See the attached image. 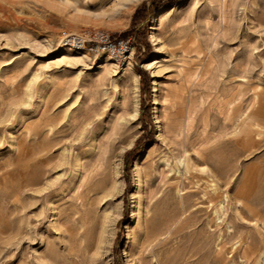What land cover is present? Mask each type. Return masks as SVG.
<instances>
[{
    "label": "rangeland",
    "instance_id": "374dc122",
    "mask_svg": "<svg viewBox=\"0 0 264 264\" xmlns=\"http://www.w3.org/2000/svg\"><path fill=\"white\" fill-rule=\"evenodd\" d=\"M0 264H264V0H0Z\"/></svg>",
    "mask_w": 264,
    "mask_h": 264
},
{
    "label": "built area",
    "instance_id": "2783aa9c",
    "mask_svg": "<svg viewBox=\"0 0 264 264\" xmlns=\"http://www.w3.org/2000/svg\"><path fill=\"white\" fill-rule=\"evenodd\" d=\"M60 43L71 50H93L104 53L117 62H123L132 53L134 44L130 36L113 37L108 31L100 28H87L79 33L64 32Z\"/></svg>",
    "mask_w": 264,
    "mask_h": 264
},
{
    "label": "bare ground",
    "instance_id": "6f19581e",
    "mask_svg": "<svg viewBox=\"0 0 264 264\" xmlns=\"http://www.w3.org/2000/svg\"><path fill=\"white\" fill-rule=\"evenodd\" d=\"M155 62L156 61L152 62L151 64H153ZM182 94H184V93H182ZM179 96H180L179 101L182 102L181 98H183L182 97L183 95L182 96L179 95ZM183 102H185V101L183 100ZM176 103H178V102H176ZM227 113H229V111ZM230 116H231V114H230ZM164 117L166 119V122L164 125L165 131L169 134L172 143L177 144L180 147V150L183 152V155H184L183 157H178V158H175L173 156V154L171 155L175 159H174L173 164L169 167L167 174H171V177L175 178V182L169 183L168 186L170 189H174V191H176L177 194H180L182 197V193H180V190H181L180 189V182H181V174H182L181 168L184 167L186 169L189 166V155H188L189 152L186 153L187 152L186 147H187V145H190V146L192 145V142H189L190 138H188V134H189V131L193 127L194 118H193V116L188 115L187 119H183L181 116V112L179 110L176 113H172L170 111H165ZM191 131H193V130H191ZM193 138H192V140L194 141ZM193 145H195V144H193ZM193 151H194L195 155H197L200 159L205 160L206 154H204L200 150L193 149ZM165 163H166V165H170L169 162H165Z\"/></svg>",
    "mask_w": 264,
    "mask_h": 264
},
{
    "label": "trees",
    "instance_id": "16d2710c",
    "mask_svg": "<svg viewBox=\"0 0 264 264\" xmlns=\"http://www.w3.org/2000/svg\"><path fill=\"white\" fill-rule=\"evenodd\" d=\"M143 5H144V4H143ZM143 5H142V6H143ZM137 12H138V8H137L136 11L134 12L133 16H135ZM133 152H134V148H132L131 150H129V151L127 152V154H129V153H133Z\"/></svg>",
    "mask_w": 264,
    "mask_h": 264
}]
</instances>
